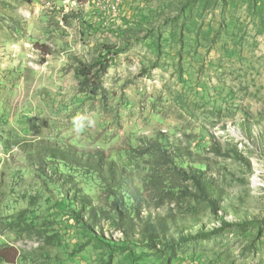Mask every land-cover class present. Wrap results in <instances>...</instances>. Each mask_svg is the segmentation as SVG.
<instances>
[{
  "label": "rangeland",
  "instance_id": "1",
  "mask_svg": "<svg viewBox=\"0 0 264 264\" xmlns=\"http://www.w3.org/2000/svg\"><path fill=\"white\" fill-rule=\"evenodd\" d=\"M9 247L0 264H264V0H0Z\"/></svg>",
  "mask_w": 264,
  "mask_h": 264
},
{
  "label": "trees",
  "instance_id": "2",
  "mask_svg": "<svg viewBox=\"0 0 264 264\" xmlns=\"http://www.w3.org/2000/svg\"><path fill=\"white\" fill-rule=\"evenodd\" d=\"M79 72L81 75H83L85 77V80H90V78H94L95 81H93L94 83V86H93V90H97L98 88H100V84L96 81L97 78H98V72H94L93 74H91V71H90V68L89 66L85 63V62H82L80 61V68H79ZM34 150L37 151L38 153H43V156H47V157H58V158H61V159H67V154L70 152L69 149L65 150V149H62L60 146H54V145H50V144H47L43 147L41 146H38L36 145L34 147ZM96 165H94V168H97L98 169V166L99 164L98 163H95ZM107 178H110L112 180V183H115V184H124L125 181H124V177H123V172H120L121 174V177H120V180H116L115 178V175H114V172H113V169L111 167H108L107 169ZM102 177H105L106 174H102L101 175ZM190 178H193L195 183L201 187V190H203L202 188V185H201V181L198 177V175L194 174V173H190ZM113 186V185H112ZM112 186H110L111 188H113ZM115 186V185H114ZM112 195H116V191L114 189H111V193ZM215 210V209H214ZM222 224L225 226V225H229L230 223L223 217L220 218ZM215 231H210V232H206V233H202V237H207L210 233H213ZM10 248V253H4L3 251H0V258L5 260L6 262H13V258L15 256V253H13V257H12V247H9Z\"/></svg>",
  "mask_w": 264,
  "mask_h": 264
},
{
  "label": "clouds",
  "instance_id": "3",
  "mask_svg": "<svg viewBox=\"0 0 264 264\" xmlns=\"http://www.w3.org/2000/svg\"><path fill=\"white\" fill-rule=\"evenodd\" d=\"M87 126L88 127H94L95 126V120L94 119H88L87 120ZM85 129V124L83 122H80L76 125V131L79 132H83Z\"/></svg>",
  "mask_w": 264,
  "mask_h": 264
},
{
  "label": "built area",
  "instance_id": "4",
  "mask_svg": "<svg viewBox=\"0 0 264 264\" xmlns=\"http://www.w3.org/2000/svg\"><path fill=\"white\" fill-rule=\"evenodd\" d=\"M107 1H109L112 4V6H114L115 4H117L121 0H107Z\"/></svg>",
  "mask_w": 264,
  "mask_h": 264
}]
</instances>
